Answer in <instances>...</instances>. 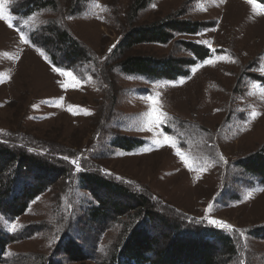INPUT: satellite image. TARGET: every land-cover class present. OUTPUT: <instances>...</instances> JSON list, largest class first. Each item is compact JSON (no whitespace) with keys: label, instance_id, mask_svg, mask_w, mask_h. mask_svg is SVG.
Instances as JSON below:
<instances>
[{"label":"rangeland","instance_id":"1","mask_svg":"<svg viewBox=\"0 0 264 264\" xmlns=\"http://www.w3.org/2000/svg\"><path fill=\"white\" fill-rule=\"evenodd\" d=\"M28 1L9 0L12 28L0 20V144L62 171L22 215L0 211V230L12 238L0 264H107L139 228L158 245L174 232L189 240L213 229L230 244L214 264H264V238L250 232L264 225V186L243 164L264 153V2L255 0L254 11L249 0H43L23 8ZM168 16L210 26L163 44L119 48L131 28ZM62 32L84 48L83 60L61 62L55 36ZM185 41L202 45L205 58ZM133 55L193 63L173 79L126 74L121 60ZM153 107L166 114L159 125L150 122ZM122 136L134 142L131 149L112 145ZM82 173L121 186L129 194L117 197H129L133 208L92 222L106 195L84 185ZM14 223L20 227L13 230ZM68 239L84 260L65 256Z\"/></svg>","mask_w":264,"mask_h":264},{"label":"trees","instance_id":"2","mask_svg":"<svg viewBox=\"0 0 264 264\" xmlns=\"http://www.w3.org/2000/svg\"><path fill=\"white\" fill-rule=\"evenodd\" d=\"M264 2V0H262ZM43 0H29L25 7L28 8L34 4H42ZM46 4V3H45ZM171 17L165 18L159 23H150L148 25L135 26L130 29L120 42V49H128L134 44L139 43H167L173 38V34L179 33L191 35L209 25V22L203 23ZM62 50V63L74 64L77 60H83L86 56L84 48L78 45L79 42L73 41L66 32L55 36ZM51 39V38H48ZM183 46L193 52L195 57L203 59L207 50L202 45L194 41H185ZM55 59V58H54ZM193 63V60L158 58L152 56H128L121 60L120 67L126 74H136L145 77L168 78L173 79L184 73L185 68ZM112 145L124 150L131 149L134 142L130 138L122 136L113 139ZM10 144H0V211L8 217H18L28 208L29 203L38 195L43 193L47 186L56 177L57 171L62 169L47 166L42 159L34 156L32 153H26L22 149L13 152ZM245 167L250 173L260 176L259 182L264 186V153L260 151L252 158L243 161ZM58 169V170H57ZM81 182L93 190L95 195L102 191L106 196L104 200H97L98 204L92 209L90 219L92 222L104 223L106 218L112 215H121L123 212L133 208L128 201L129 197L118 198L117 196L128 192L121 186L113 183L109 179L98 176L93 173H82ZM100 197H97L99 199ZM140 204L144 205L141 201ZM148 218L152 219V216ZM133 229L128 237L121 243L117 252L112 256L107 264H214L219 250L228 247V238L219 231L209 229L203 230L202 235L188 237L184 240L180 233L169 234L164 243L157 244V240L142 231L143 228ZM264 225L251 229L253 236L263 237ZM207 233V234H206ZM206 236V237H205ZM211 238H210V237ZM209 237V238H207ZM3 230H0V259L5 252L7 243L11 240ZM215 240V241H214ZM229 248V247H228ZM67 258L73 260H84L85 255L82 247L74 240L68 239L62 249ZM223 252V251H221Z\"/></svg>","mask_w":264,"mask_h":264},{"label":"snow or ice","instance_id":"3","mask_svg":"<svg viewBox=\"0 0 264 264\" xmlns=\"http://www.w3.org/2000/svg\"><path fill=\"white\" fill-rule=\"evenodd\" d=\"M249 3L254 4L253 10L255 11L256 10V7H257V5H255V0H249ZM8 4H9V0H0V20L5 21L7 23V25H8V27L9 28H12L13 27L12 18L10 17V15L8 14V11H7V5ZM96 6L97 7H101L102 10H107L106 9V6H101V5H99L98 2L96 4ZM153 7H155V5H153ZM101 19H102V17H101ZM24 23H28V21H24ZM17 31H19V29H17ZM19 36H20L21 42L28 43V40H27V38L25 37V35H24V33L22 31H19ZM201 42L203 43V41H201ZM112 47H115V45H113ZM37 51H39V49H37ZM108 51L111 52L112 51V48H109ZM40 54L42 56H44V53L42 51L40 52ZM45 59H47V57H45ZM203 63L204 64H212L213 61L211 59H209V60L204 61ZM52 70L55 71V72L60 73L61 75L70 76V77L72 76V73L71 72L64 71V70H62V69H60L58 67H53ZM193 71H195V69H193ZM73 79H75V77H73ZM147 99L149 101H151L153 105H156L157 104V101L153 97H148ZM156 113H157V108L156 107H153L152 110H151V112L148 115L150 117L155 116V118L152 119V120H150V122L151 123H154L156 125H159L160 123L163 122V118L166 116V114L163 113V112H159V114L156 115ZM85 114H88L87 113V110H85ZM255 115H257V113L254 112L253 113V116H255ZM164 140L167 143V142L172 141V138L171 137H168V136H165L164 137ZM157 143H159V141H157ZM173 146H175L174 142H173ZM145 150L147 151L148 149H145ZM177 155H180L181 158L184 159V156H183L182 153L177 152ZM72 163L73 164H76L77 162L76 161H72ZM77 167H78V165H77ZM262 191H264V189H262ZM250 197H251V193H248V195L245 197V199H248ZM211 207H212V205H209L208 206V210H211ZM209 222L212 223V224H215L217 227H221V228H225V229H229V230L233 229V225L228 224L227 222H225L223 220H220V219H210ZM18 227H20L19 224H15L14 223L12 225V229L13 230H15Z\"/></svg>","mask_w":264,"mask_h":264}]
</instances>
